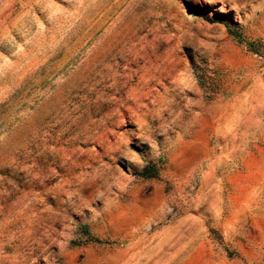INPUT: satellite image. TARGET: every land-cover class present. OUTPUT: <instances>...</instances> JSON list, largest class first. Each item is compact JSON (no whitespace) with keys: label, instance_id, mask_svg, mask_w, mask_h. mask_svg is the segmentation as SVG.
Listing matches in <instances>:
<instances>
[{"label":"rangeland","instance_id":"rangeland-1","mask_svg":"<svg viewBox=\"0 0 264 264\" xmlns=\"http://www.w3.org/2000/svg\"><path fill=\"white\" fill-rule=\"evenodd\" d=\"M0 264H264V0H0Z\"/></svg>","mask_w":264,"mask_h":264},{"label":"trees","instance_id":"trees-1","mask_svg":"<svg viewBox=\"0 0 264 264\" xmlns=\"http://www.w3.org/2000/svg\"><path fill=\"white\" fill-rule=\"evenodd\" d=\"M227 31L229 32V34H231L233 37L238 38L239 40H243L242 36L236 32L235 30L227 27ZM259 42H247L250 50L254 53H259L257 48L255 47L256 44H258ZM139 176L142 177H155L157 175V170L153 167V165L151 164H147L145 165L142 170L140 171V173L138 174Z\"/></svg>","mask_w":264,"mask_h":264}]
</instances>
